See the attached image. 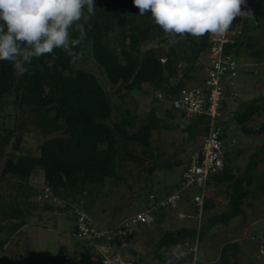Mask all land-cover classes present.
Wrapping results in <instances>:
<instances>
[{
	"label": "trees",
	"instance_id": "obj_1",
	"mask_svg": "<svg viewBox=\"0 0 264 264\" xmlns=\"http://www.w3.org/2000/svg\"><path fill=\"white\" fill-rule=\"evenodd\" d=\"M249 1L248 10H251L256 20L263 21L264 6L261 7L256 0ZM93 2L95 10L90 19L87 22L81 20L70 29L71 39L78 41L77 44L70 46V51L76 54L75 57L62 49H54L51 54L34 58L31 64L26 65L28 71L23 75H17L8 61H0V112L3 111L6 117L11 115L15 120L14 109H18L26 122L32 125V130L41 137L36 155L30 152L4 154L3 148L15 132V124L12 122L10 127H0V158L4 155L10 157L3 166L4 177L0 180L16 179L15 192L9 194L11 198L0 200V249L8 237L25 223L24 215L15 206L14 198L20 195V202H28L30 206L36 204L28 201V198L34 194V190L27 183L34 166L42 169L44 183L50 187L53 194L62 196V192L67 196L72 195L78 203V200L83 198L82 193L85 187L102 185L105 178L119 177L116 172L119 155L127 156L138 163L141 161V154L135 153L133 148H128V143L139 147L141 149L139 152L145 153L146 150H150L151 132L160 124L154 109L150 108L138 118L135 113L126 108L119 118L111 120L110 95L117 94L119 99H122L130 91L141 90L143 85L146 88H159L165 81L164 70L174 73V63L181 59H191L194 62V66L190 69L195 66L196 69L202 67L200 58L209 45L207 33L201 37L183 35V43H187L188 51L181 44H176L175 47L181 51L180 53L169 46L161 61L162 56L156 53V48L148 47L141 50L140 45L153 32L161 35L164 31L154 21L141 23L142 26L134 24L139 10L133 5L132 0H93ZM262 2L264 4V0ZM249 19L245 17L239 21L240 32L235 35L233 43L230 44L234 47L233 53L237 59V65H239L240 52L241 55H253L257 61L264 58L261 45L256 47L255 41L248 32L254 29ZM80 25L83 26V35H81ZM259 25L263 28L256 29L257 32H264V21L259 22ZM114 28H117L118 36H121L119 54L123 57V62L119 61L116 53L102 43V39L113 33ZM86 52L90 54L94 64L102 72L105 81L113 86L110 93L102 87L93 72L74 67L75 62ZM53 58H55L53 67L49 69L45 61ZM187 74L186 70L184 75L187 76ZM192 80L199 82V79L195 77ZM257 80L260 81L259 76ZM183 85L184 82L180 81L174 85H167L164 90L170 86L167 91L172 93ZM227 93L229 92H225ZM3 102L10 103L12 110L5 111L1 105ZM222 104L224 112L225 102L223 101ZM163 112L169 116L173 114L168 108H164ZM261 114L264 115V83L260 94L248 101L240 110L234 111L232 118L243 133L250 135L253 130L246 126V121L254 115ZM136 120L138 122L136 128L130 131ZM190 127L189 124L186 125L187 129ZM194 129L196 135L199 129L195 127ZM258 131L264 132V122L259 124ZM224 135L222 133L220 136L223 140ZM225 156L226 152H224L223 160ZM262 158H264V141L251 152L245 167L238 175L227 179L229 172L225 165L220 172L209 175L203 184L202 211L212 208L217 202L214 196L208 195V190H211L210 179L219 183L225 181L223 189L227 194L225 210L212 214L199 227H179L163 231L153 250L154 256L162 264H167L169 260L166 253L177 240L187 239L191 242L195 235L200 239L214 224H225L234 216L242 215L244 200L250 196L252 172ZM187 162L188 158L185 159L184 164ZM155 167L158 165L153 160L147 167V171L151 173ZM198 189L200 188H190L187 195L181 196V199L188 200L193 209L195 205L189 197L191 193H198ZM189 190H191L190 193ZM42 205L45 210L54 209V206L50 204ZM57 208L64 210L62 207ZM157 212L163 214L162 210ZM69 215L72 219L71 214ZM87 216L91 225L94 224L98 230H103L105 226L102 227L93 222L89 212ZM73 226L74 223L71 222L69 231L72 236L98 241L99 237L95 236L89 238L77 236V229ZM116 241L119 242L118 238ZM232 245L235 243L225 241L220 246V251L223 252ZM83 248L78 251V258L84 264H90L87 260V251ZM62 255L64 259L67 258L64 251ZM98 260V264H102L99 254ZM221 262L227 264V259L223 256ZM200 264H211V262L203 261ZM258 264H264V259Z\"/></svg>",
	"mask_w": 264,
	"mask_h": 264
},
{
	"label": "rangeland",
	"instance_id": "obj_2",
	"mask_svg": "<svg viewBox=\"0 0 264 264\" xmlns=\"http://www.w3.org/2000/svg\"><path fill=\"white\" fill-rule=\"evenodd\" d=\"M256 1L261 4V7L264 6L263 0ZM249 20L254 29L248 32L255 41V46L261 45L260 47L264 50V32L261 33L256 30L263 28L262 25H259V22L262 23L264 20L259 21L255 18ZM150 21H153L151 14L146 13L143 16L138 15L134 24L142 26L141 23ZM124 28H127V26H124ZM118 35L117 28H114L113 33L111 32L102 39V43L113 53H116L119 61L123 62V57L119 54L121 36ZM176 44H181L188 51L187 43H183L182 36L165 32L156 35L153 32L141 43L140 49L154 47L157 49L156 53L162 56L161 59L163 60L169 46L175 48ZM175 50L177 53L181 52L177 48ZM254 61H257V59L253 55H241L240 52L237 74L227 82V88L230 92L224 94L225 108L221 122L225 134L226 156L224 157V165L228 169L227 172H229L227 179H231L243 170L251 152L256 150L264 141V132L258 131L259 124L264 122L263 114L254 115L246 121V126L253 130L250 135L243 133L232 118L234 111L240 110L242 106L262 91L264 58L261 61ZM191 66H194L191 59L178 60L174 63V73H168L164 70L165 81L162 82L159 88H146L143 85L141 90L130 91L122 99H119L117 94L110 95L112 103L111 120L119 118L126 108L135 113L138 118L142 117L150 108H153L160 124L151 132L150 150H146L145 153L139 152L141 151L139 147H134L131 143H128V148H133L135 153L141 154L139 163L127 156L119 155L116 169L119 177L105 178L102 185L85 187L82 193L83 206L84 210L89 212L93 222L104 227V224H100V220H103L104 216H109L110 219H115L111 221L112 224L110 225H116L119 222H116V218L145 207L149 203L148 194L156 195L162 190L164 185L161 184V186L158 183H166L169 186V191H172V187L178 183L180 171L185 165L184 161L195 148V145L197 146L203 130L201 125L195 123L190 117H183L170 108L168 109L173 113L172 116L164 114L163 111L164 108L167 109V103L165 100L159 99L157 93L163 95L164 88L167 85H174L180 81H183L187 86L194 84L195 81L192 79L194 77L199 79L203 72L201 69H196V66L190 69ZM74 67L93 72L102 87L109 93L112 91L113 86L105 81L102 72L94 64L88 52L75 62ZM186 70L188 72L187 76L184 75ZM258 76L260 81L257 80ZM1 105H3L5 111L12 110L11 104L8 102H3ZM14 111L16 113L15 120L11 115L6 117L3 111L0 112V127H10L12 122L15 124V132L3 148L4 154L8 152L16 154L24 152L38 153L37 145L41 137L32 130V125L26 122L18 109L15 108ZM137 120L133 127L129 129L130 131L136 128ZM188 124L191 127L187 129L186 125ZM194 127L199 129L196 135L194 134ZM9 160L8 155L0 158V172H4L3 166ZM153 160H155L158 167H155L149 173L147 167L151 165ZM31 173V180L34 182L32 185H35L34 189L36 191L28 198V201H33L36 204L30 206L27 204L28 202H20L19 194L14 198L15 206L24 215L25 223L20 227L21 230L8 237L2 245L0 264H84L79 260L77 254L85 246L86 248H83V250L87 251V260L90 264H98V254L104 256L106 262H102V264H162L153 255V248L156 244L154 241L157 240L155 238L159 237L164 229L161 226L162 221H168V229L189 225L192 222L187 219L188 217L185 219L177 217L179 212L184 213L180 207V199L175 207L168 210V213L164 210L163 215L159 217V222L150 227L153 230L154 241H144L147 242L144 250L136 249L137 242L132 248L129 243L124 246L121 244V247L108 244L105 245L107 249L97 247L94 241L76 238L69 231L71 219L66 212L67 202L71 201L72 206L77 205L72 195L67 196L61 192L62 196L57 195L55 197L56 202L51 197L48 198L49 202H44L45 200L37 197L44 181L41 168L34 166ZM252 173L253 182L249 187L251 199L247 198L248 201L245 200L246 203L243 204L242 208L243 214L234 216L225 224L217 223L214 227L212 226L206 230L205 238L197 241L199 246L201 242H205L203 243L205 245L197 250L199 255H197V251L193 253L184 246L179 247L178 250L169 253L170 260L167 264H200L203 261H210L211 264H222L221 259L223 256L227 259V264H258L264 259V158H262V161L257 162ZM15 181V179H4V183L0 186L1 201L11 198L9 194L15 192ZM222 187L223 184L218 185V188H214L213 191L208 190V195L212 193L214 199H220L219 206L216 208L218 210L215 213H221L225 210H222L226 204ZM187 189H190V187ZM190 192L191 190H189ZM43 203L54 206L53 210L55 211L45 210ZM60 203H66V205L58 206ZM247 203H251V205H247ZM57 207H62L64 210L61 211ZM201 212L199 220L193 219L196 222V227L201 226L206 217V214H203V211ZM153 226H156L155 229H153ZM103 229L105 230V227ZM233 235L238 236L239 240L235 245L221 252L220 246L225 241L230 240ZM212 249H215V251ZM63 251L67 255L66 259L63 258ZM210 256L212 258H209Z\"/></svg>",
	"mask_w": 264,
	"mask_h": 264
},
{
	"label": "clouds",
	"instance_id": "obj_3",
	"mask_svg": "<svg viewBox=\"0 0 264 264\" xmlns=\"http://www.w3.org/2000/svg\"><path fill=\"white\" fill-rule=\"evenodd\" d=\"M132 3L139 10V15L150 13L154 23L165 33L180 36L190 34L193 37H201L206 33L223 36L237 17L254 19L250 9L242 10L245 0H132ZM94 10L93 0H0V61H8L17 75H23L28 71L26 65L31 64L34 58L51 54L54 49H62L75 57L76 54L70 51V46L78 41L71 39L70 29L81 20L87 22ZM80 29L83 35L82 25ZM54 59L45 61L49 69L53 67ZM45 187L50 194L48 197H43L41 193ZM56 196L46 183H43L37 194L38 198L45 200L44 202H49V197L54 198L56 202ZM70 202H67L66 211L72 216L74 228L75 211H83L86 215L87 212L84 210L83 198H80L75 206ZM61 205L65 206L66 203L58 204ZM119 222L109 229L117 226ZM137 227L134 228V233ZM107 228L103 230L106 231ZM133 234L122 241L123 246L131 242ZM116 240L117 238L112 239L111 242V239L106 241L105 238L99 237L98 241H92L97 247L106 248L105 245L108 244L121 247L120 241ZM179 241L182 240H177L174 248L178 249L176 244ZM101 262H106L104 257Z\"/></svg>",
	"mask_w": 264,
	"mask_h": 264
},
{
	"label": "built area",
	"instance_id": "obj_4",
	"mask_svg": "<svg viewBox=\"0 0 264 264\" xmlns=\"http://www.w3.org/2000/svg\"><path fill=\"white\" fill-rule=\"evenodd\" d=\"M249 3V0H245L242 10L247 11ZM243 18L245 17H237L223 36L207 33L209 45L200 58L203 73L199 77V82L195 81L188 86L184 84L172 93L167 91L170 88L168 86L163 91V95L157 93L159 99L166 101L167 108L178 112L183 117L194 119L203 130L198 145L189 154L188 162L180 171L178 186L175 190L159 198L148 194L149 203L144 208L123 218L117 226L106 231L98 230L94 224L91 225L83 211H75L77 236H104L106 241L118 238L122 244L124 239L132 235L137 225L153 222L156 211H168L175 207L181 196L188 194L189 187L200 188L198 193H191L189 197L196 206L195 216L199 218L203 202V184L209 175L220 172L224 165V140L220 138L223 133L222 103L224 94L228 91L227 82L237 74V59L233 53L234 47L230 44L233 43L235 35L239 34V21ZM236 23L238 24L235 25ZM41 193L43 197L50 196L47 187L43 188ZM184 215L179 212L177 217ZM176 246L178 248L184 246L188 251L195 253L197 237L195 235L191 242L183 239Z\"/></svg>",
	"mask_w": 264,
	"mask_h": 264
},
{
	"label": "crops",
	"instance_id": "obj_5",
	"mask_svg": "<svg viewBox=\"0 0 264 264\" xmlns=\"http://www.w3.org/2000/svg\"><path fill=\"white\" fill-rule=\"evenodd\" d=\"M37 154V153H36ZM35 154V155H36ZM6 164V163H5ZM4 164V165H5ZM38 167V166H37ZM41 171H42V169H41ZM32 172V171H31ZM32 174V173H31ZM31 174H30V178L28 179V185L30 186V187H32V189L34 190V191H36V189H34L35 188V185H32V184H34V182L31 180L32 179V176H31ZM2 177H4V173L3 172H0V178H2ZM42 179H43V176H42ZM16 180V179H15ZM31 182H33V183H31ZM2 183H4V180L2 179V180H0V186L2 185ZM43 183H44V181H43ZM159 185H164L163 187H162V190L160 191V192H158V194H156L155 196L156 197H163V196H165L166 194H168V193H170L171 191H169V186L165 183H158ZM209 184H210V186H209V188L211 189L210 191H212V189H217L218 188V185H221V184H223V187H222V189H224V184H225V181H222V182H216V180H212V179H210L209 180ZM161 185V186H162ZM176 185V184H175ZM175 185L172 187L173 188V190H174V187H175ZM168 186V187H167ZM172 190V191H173ZM212 195V193L210 194V196ZM222 197H223V195H222ZM248 199H251L250 198V196H249V198ZM248 199H247V201H248ZM217 200V202H215V205L212 207V208H209V209H207V210H203V214H206V217H205V219H204V222L205 221H207V219L212 215V214H216L215 212H216V210H218V209H216V208H218V204H219V202H220V199H216ZM225 200H226V204L224 205V208L222 209V210H224L226 207H227V195L225 194ZM246 200V199H245ZM244 200V203H246V201ZM180 207H181V209H182V211L185 213V215H184V217H182L181 219H185L186 217H188L187 219H189V220H191L192 222H191V224H189V225H182L181 227H194V223H195V227H196V222H194L193 221V219L194 218H196L197 220H199L200 219V217H201V214H200V216H199V218H197V216H195V214H196V211H195V209H193L192 208V206L189 204V202H188V200H186V199H181L180 200ZM243 203V204H244ZM251 205V203H247V205ZM242 208H243V205H242ZM48 211V210H47ZM53 211H55V210H53ZM137 211V210H136ZM202 211V210H201ZM67 212V211H66ZM163 212V211H162ZM167 213H168V211H166ZM133 213V212H132ZM132 213H130V214H132ZM182 213V212H181ZM183 213V214H184ZM202 213V212H201ZM218 213H220V212H218ZM130 214H127V215H123L122 217H120V218H116L117 219V221L116 222H118V221H120L122 218H124V217H126V216H128V215H130ZM163 214H161L160 212H156V213H154V222H152V223H149V224H142V225H140V226H138L137 228H136V232L133 234V237H132V239H131V242H129V244L131 245V248H132V246H135V242H137L138 244H136L137 246H135L136 247V249H140V251H142V250H144V248L146 247L145 245H146V243L147 242H144V241H148V242H152V241H154V236H153V233H152V231L153 230H151V226L152 225H156L157 224V222H159V217H161ZM165 218V217H164ZM191 218V219H190ZM115 219L113 218V219H110L109 218V216L108 217H106V216H104V218H103V220H100V224H104L105 225V228H107V227H110V226H113V225H110V224H112V222L111 221H114ZM72 222V221H71ZM115 222V223H116ZM167 220L166 221H162V223H161V226H162V228H164L163 229V231H165V230H172V229H168V226H167ZM181 222H184V221H181ZM215 225V224H214ZM214 225H213V227H214ZM155 227L156 226H153V229H155ZM212 227V226H211ZM210 227V228H211ZM177 228H179V227H176L175 229H177ZM209 229V228H208ZM207 229V230H208ZM18 230H21L20 228L19 229H17L15 232H17ZM212 230V229H211ZM207 232V231H206ZM163 233V232H162ZM206 234V233H205ZM205 234H203L202 235V237L200 238V239H198L197 238V241H201V239L203 240L204 238H205ZM161 236V235H160ZM159 236V237H160ZM234 236V237H233ZM233 236H231V237H233V238H231L230 237V240H228L229 242H232V243H235L236 244V242L239 240V237L238 236H235V235H233ZM159 237H157V238H155V239H157L156 241H154V242H156V244H157V241H158V239H159ZM203 243H205V242H201V245L199 246V245H197V248H196V251L199 249V248H201V246H203V245H205V244H203ZM156 244H155V246H156ZM141 245H144V246H141ZM155 246H154V248H155ZM154 248H153V250H154ZM174 248V247H173ZM171 248V250L169 251V252H167L166 253V255H167V257L169 258V260H170V255H169V253L170 252H174L175 250H178L177 248ZM203 248V247H202ZM210 250V249H209ZM213 251H215V249H212ZM195 251V252H196ZM219 251V250H218ZM152 252V251H151ZM177 252V251H176ZM154 255V254H153ZM197 255H199L198 254V251H197ZM104 256L102 255L101 256V258H103ZM209 258H212L211 256L209 257Z\"/></svg>",
	"mask_w": 264,
	"mask_h": 264
}]
</instances>
